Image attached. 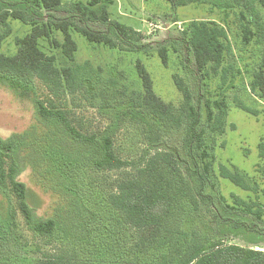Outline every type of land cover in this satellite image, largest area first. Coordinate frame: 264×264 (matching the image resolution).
Returning <instances> with one entry per match:
<instances>
[{
    "label": "trees",
    "instance_id": "1",
    "mask_svg": "<svg viewBox=\"0 0 264 264\" xmlns=\"http://www.w3.org/2000/svg\"><path fill=\"white\" fill-rule=\"evenodd\" d=\"M164 1L173 11L199 2ZM225 1L228 5L221 7L224 16H228L227 10L234 13L238 9V19L245 24L241 25L240 36L248 45L254 20L259 19L254 3L264 11V0ZM111 5L107 0L76 2L68 6L62 0H0V48L12 33L10 20L31 26L27 35L14 40L16 53L13 56L0 53V77L22 81L37 79L49 94L46 101L35 100L38 116L49 125L48 134L25 145L14 139L0 141V234L5 236L17 227L15 219L19 212L40 245L54 248L43 251L36 244L24 249L26 254L34 256L29 264H264V251L221 244L212 239L244 232L260 235L263 230L254 223L239 220L243 217L237 215L248 212L261 221V209L254 210V203L246 204L236 199L233 205L224 203L220 211L214 208L219 216L206 230L195 227L192 218L200 206L214 205L212 195L205 193V189L207 182L210 184L215 176L216 138L224 134L226 126L228 104L223 100L224 92L233 88L226 73L235 77L240 74L238 69L234 74L230 65L222 69L218 98L214 101L205 99L203 122L201 108L182 78H174V85L182 96L176 109L154 93L150 75L140 61H136L135 69L142 92H131L134 97H129L126 106L118 103L109 124L96 133L77 129L69 112L55 103L67 96L87 93L96 80L92 78L89 63L75 68L57 67L55 57L40 49L39 40L51 41L70 61L77 50L71 28L90 43L111 49L126 45L132 52L147 53L143 50L146 46L133 42L139 36L137 32L110 20L108 7ZM64 10L73 14V18L78 16L80 24L83 19L100 22L107 26V31L94 32L74 25L71 19L56 20L53 17V13ZM223 24H226L225 19L222 22L194 20L182 33L180 44L192 53L203 80L210 72L219 75V69L232 54L228 30ZM53 31L61 32V43L51 39ZM157 54L166 66V48L161 47ZM259 64L258 70L250 76L249 88L264 103V55ZM238 107L247 110L243 105ZM125 120L135 123L143 136L145 147L136 161L121 159L113 148V138ZM174 131H183L182 150L186 156L183 161L176 149L165 144V138ZM258 148L259 157L264 160V142ZM186 161L183 170L182 164ZM26 163L35 172L39 188L54 199L51 216L37 214L30 196L33 193L25 183L17 180ZM70 167L76 170L88 168L100 174H121L115 180L113 190L103 196L97 209H92L79 193L81 190L74 177L65 171ZM218 170L220 178L229 180L236 187L243 190L255 187V183H250L252 179L235 169L230 171L219 165ZM210 190L214 191V188ZM126 229L132 231L127 247L133 256L131 261H125L122 253H113L110 245L113 235ZM248 242L257 245L260 240L257 236ZM0 264L8 263L0 260Z\"/></svg>",
    "mask_w": 264,
    "mask_h": 264
},
{
    "label": "rangeland",
    "instance_id": "2",
    "mask_svg": "<svg viewBox=\"0 0 264 264\" xmlns=\"http://www.w3.org/2000/svg\"><path fill=\"white\" fill-rule=\"evenodd\" d=\"M19 1V0H7ZM91 0H62L65 6L71 3H87ZM100 2L104 0H98ZM112 3L108 7L111 21L118 22L133 29L139 35L133 42L137 45L146 46L143 50L130 51L126 45L122 48H109L102 44L90 43L74 28L70 29L71 35L77 44L73 61L68 60L61 49L54 46L47 39L39 40L40 49L47 55L55 57L57 67H71L89 63L93 70V80L87 93L67 96L61 101H55L57 106L63 107L69 112V118L74 119V126L85 133H96L102 130L110 122L118 103L127 105L129 97H134L131 92L141 93V85L135 69L136 61H140L153 83L154 93L166 104L178 108L182 102V96L174 85V78L179 77L191 89L195 103L199 105L202 113V122L205 119L203 112L205 99L214 101L218 98L221 86V72L230 65L233 74L237 69L240 74L235 77L226 73L227 79L231 80L233 88L225 90L223 100L227 105L226 126L224 134L216 138L214 148L215 163L214 175L210 184L206 185L205 193L211 194L214 205L200 206L192 216L197 228L206 230L207 226L214 224L216 216L213 211L221 210L224 203L233 205L236 199L246 204L254 203L253 209H261V221L254 215L238 212L243 218L239 220L254 223L260 230V235L255 233H241L238 236L212 237L213 241L221 244H233L248 246L256 250L264 251V160L259 157V144L264 142V103L256 93H252L249 84L250 76L259 68L261 57L264 55V11L254 3L255 10L259 13L258 21L252 25V38L248 45L241 39V25L244 22L238 19L236 12H228L224 16L221 7L228 5L225 0H199L197 4L186 7H178L173 11L164 0H107ZM219 5V7H217ZM52 14V13H51ZM56 20L71 19L73 24L86 27L94 32H106L107 26L100 22L82 20L79 23L78 16L67 11L53 13ZM225 19L228 24L229 44L232 54L227 62L219 69V75L209 73L203 80L198 73L191 52H187L182 44L183 31L191 21L214 20L222 22ZM177 20V21H175ZM12 29L10 36L2 43L0 53L13 56L16 53L14 40L27 35L31 26L23 24L19 20H10ZM51 39L59 43L63 36L59 31H53ZM165 47L167 50V65L163 66L157 51ZM229 82V83H230ZM224 87V86H223ZM226 87V85H225ZM227 89V88H226ZM49 98L47 89L37 79L16 80L0 77V141L8 142L18 140L25 144L38 140L44 134H48L49 125L43 123L36 112L35 100L46 101ZM200 98V99H199ZM238 105H243V110ZM79 125L81 126L79 128ZM139 127L125 120L119 131L113 138V148L116 154L123 160L136 161L144 149L143 136ZM37 138V139H36ZM47 139V137H46ZM183 131H174L165 138L168 148L178 151L181 161L186 159L182 150ZM25 153H22L24 155ZM27 157V156H25ZM187 165L182 164V169ZM219 165L227 169L236 170L244 176L252 179L255 183L252 190H243L233 185L229 180L219 176ZM74 177L85 201L93 209L103 202V196L113 190L114 182L120 176V172L96 173L88 168L76 170L70 167L65 171ZM17 180L28 187L32 204L37 208L39 216H51L55 205L54 199L43 193L38 186V180L31 166L26 163L24 170L19 173ZM210 190V189H213ZM15 208V200L12 199ZM245 207H243L244 209ZM236 213V212H234ZM235 218V216H233ZM17 227L12 228L10 233L0 234V260L8 264H29L34 256L26 254L24 249H30L37 244L41 249L48 250L53 247L41 246L27 229L23 218L17 212ZM131 230H123L116 233L111 239L113 253H122L125 261H131L127 250L130 242L128 236ZM213 233V232H212ZM260 243L252 245L248 239L257 237Z\"/></svg>",
    "mask_w": 264,
    "mask_h": 264
}]
</instances>
